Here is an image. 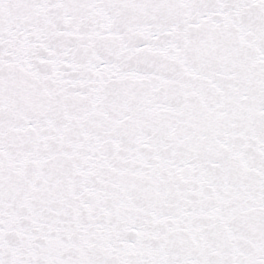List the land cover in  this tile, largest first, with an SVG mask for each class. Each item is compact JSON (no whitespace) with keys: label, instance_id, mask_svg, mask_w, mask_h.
<instances>
[{"label":"snow or ice","instance_id":"1","mask_svg":"<svg viewBox=\"0 0 264 264\" xmlns=\"http://www.w3.org/2000/svg\"><path fill=\"white\" fill-rule=\"evenodd\" d=\"M0 264H264V0H0Z\"/></svg>","mask_w":264,"mask_h":264}]
</instances>
